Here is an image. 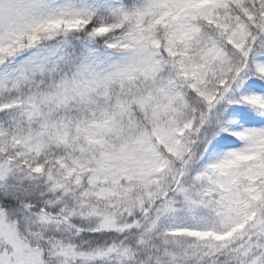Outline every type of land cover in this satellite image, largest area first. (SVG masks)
I'll return each mask as SVG.
<instances>
[{
	"label": "snow or ice",
	"instance_id": "1",
	"mask_svg": "<svg viewBox=\"0 0 264 264\" xmlns=\"http://www.w3.org/2000/svg\"><path fill=\"white\" fill-rule=\"evenodd\" d=\"M0 264H264V0H0Z\"/></svg>",
	"mask_w": 264,
	"mask_h": 264
}]
</instances>
